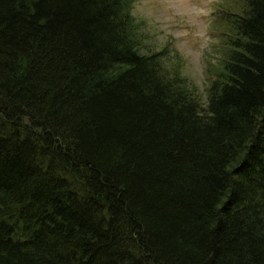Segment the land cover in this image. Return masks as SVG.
I'll use <instances>...</instances> for the list:
<instances>
[{"label":"trees","instance_id":"obj_1","mask_svg":"<svg viewBox=\"0 0 264 264\" xmlns=\"http://www.w3.org/2000/svg\"><path fill=\"white\" fill-rule=\"evenodd\" d=\"M240 1L203 101L137 0H0V264H264V0Z\"/></svg>","mask_w":264,"mask_h":264},{"label":"rangeland","instance_id":"obj_2","mask_svg":"<svg viewBox=\"0 0 264 264\" xmlns=\"http://www.w3.org/2000/svg\"><path fill=\"white\" fill-rule=\"evenodd\" d=\"M219 2L233 12L242 7L240 0H137L134 7L136 18L146 24L145 32L151 43L148 52L166 48L170 56L179 53L183 62L181 70L196 84L203 101L207 98V58L215 44L224 50V39H218L212 30ZM218 32L225 33V25H218ZM220 55L216 51L209 62L218 64Z\"/></svg>","mask_w":264,"mask_h":264}]
</instances>
